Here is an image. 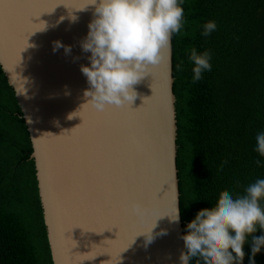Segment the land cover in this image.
<instances>
[{
    "label": "water",
    "instance_id": "water-1",
    "mask_svg": "<svg viewBox=\"0 0 264 264\" xmlns=\"http://www.w3.org/2000/svg\"><path fill=\"white\" fill-rule=\"evenodd\" d=\"M92 12L87 0H0V69L31 145L51 262L180 264V214L165 216L179 210L172 50L131 105L97 111L79 70ZM133 202L156 212L136 221Z\"/></svg>",
    "mask_w": 264,
    "mask_h": 264
},
{
    "label": "trees",
    "instance_id": "trees-1",
    "mask_svg": "<svg viewBox=\"0 0 264 264\" xmlns=\"http://www.w3.org/2000/svg\"><path fill=\"white\" fill-rule=\"evenodd\" d=\"M180 6L186 23L171 37V61L184 235L196 213L213 207L222 191L243 195L264 179V157L254 150L256 136L264 132V0H183ZM208 21L217 29L205 37ZM193 47L198 54L208 51L212 65L195 82L186 51ZM31 151L0 69V264H52ZM259 203L264 208V199ZM243 250V264H249L251 237ZM254 264H264V248Z\"/></svg>",
    "mask_w": 264,
    "mask_h": 264
},
{
    "label": "clouds",
    "instance_id": "clouds-1",
    "mask_svg": "<svg viewBox=\"0 0 264 264\" xmlns=\"http://www.w3.org/2000/svg\"><path fill=\"white\" fill-rule=\"evenodd\" d=\"M182 3L183 0H90L92 19L87 25V35L79 45L82 52L90 53L88 66L79 68L88 84L83 91L87 101L84 104L97 111H103L109 105H131L137 97L133 86L170 55L171 37L186 23ZM216 29V22L208 21L203 25L202 35L207 37ZM60 48L65 54L71 52V46L54 41L53 52ZM186 51L195 65L193 82L199 81L202 72L211 71V55L208 51L198 54L194 47ZM177 71H182L180 65H177ZM254 150L264 157V132L256 136ZM256 163L259 165L260 161ZM261 199H264V179L247 186L243 195L234 196L228 190L222 191L215 205L199 210L187 224L186 234L179 237L183 241V250L178 257L180 264H189L193 258H197V264L201 260L203 264H243V249L249 237V264H254V257L264 248ZM128 211L136 221L156 212L138 202H133ZM165 216L178 223V207ZM257 231L262 234L255 236ZM139 236H143L146 243L153 239L152 231L147 236Z\"/></svg>",
    "mask_w": 264,
    "mask_h": 264
},
{
    "label": "snow or ice",
    "instance_id": "snow-or-ice-1",
    "mask_svg": "<svg viewBox=\"0 0 264 264\" xmlns=\"http://www.w3.org/2000/svg\"><path fill=\"white\" fill-rule=\"evenodd\" d=\"M87 2L89 3V2H90V0H87ZM31 17H32V16H30V17H29V21H30V18H31ZM30 22H31V21H30Z\"/></svg>",
    "mask_w": 264,
    "mask_h": 264
}]
</instances>
